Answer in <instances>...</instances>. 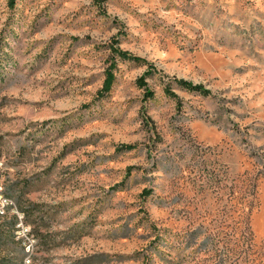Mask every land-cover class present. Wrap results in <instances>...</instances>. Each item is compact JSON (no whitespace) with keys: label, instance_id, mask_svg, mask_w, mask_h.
<instances>
[{"label":"rangeland","instance_id":"obj_1","mask_svg":"<svg viewBox=\"0 0 264 264\" xmlns=\"http://www.w3.org/2000/svg\"><path fill=\"white\" fill-rule=\"evenodd\" d=\"M99 2L0 0V264H264V0Z\"/></svg>","mask_w":264,"mask_h":264},{"label":"trees","instance_id":"obj_2","mask_svg":"<svg viewBox=\"0 0 264 264\" xmlns=\"http://www.w3.org/2000/svg\"><path fill=\"white\" fill-rule=\"evenodd\" d=\"M10 6H14V0H8ZM99 3L105 2L106 0H99ZM2 37V35H0ZM2 38L0 42H2ZM106 49L109 51V59L108 66L103 70L104 76L101 82V85L96 90V98H101L105 96L111 89L115 79H116V70H117V62L121 61H131L136 63L137 65L145 66L142 74H140L137 78V84L144 89V98L151 97L153 95V91L148 87L146 77L152 76L157 73V70L153 63L147 61L146 59L134 55L127 50H124L119 47L118 41L116 38H112L111 41L106 44ZM8 58L7 52L0 48V80L3 77V67L6 59ZM163 76V75H162ZM163 90L166 95L171 96L172 98H178L177 93L173 90L174 85L184 88L190 91H196L202 94H208L210 90L207 87H204L201 83L192 82L183 77H175V76H167L163 78ZM135 146L134 143H120L116 146L118 150H129ZM128 169L130 166L127 167ZM118 185V184H116ZM151 190L148 188H143L142 192L149 194ZM159 238V237H157ZM105 255V254H104ZM95 256V255H89Z\"/></svg>","mask_w":264,"mask_h":264},{"label":"built area","instance_id":"obj_3","mask_svg":"<svg viewBox=\"0 0 264 264\" xmlns=\"http://www.w3.org/2000/svg\"><path fill=\"white\" fill-rule=\"evenodd\" d=\"M1 159H0V166H1ZM0 185H2L1 183H0ZM8 204H10V203H8L1 195H0V214H2V213H4V212H1V205H8ZM18 216L21 218V217H23V214L20 212V213H18ZM29 260H30V258L29 257H26V259H25V261H24V263L23 264H28V262H29Z\"/></svg>","mask_w":264,"mask_h":264},{"label":"bare ground","instance_id":"obj_4","mask_svg":"<svg viewBox=\"0 0 264 264\" xmlns=\"http://www.w3.org/2000/svg\"><path fill=\"white\" fill-rule=\"evenodd\" d=\"M2 163V162H1ZM0 191H2V185H0ZM8 203H11L10 198H7L6 196L3 197ZM6 205H1V212H4L3 207ZM23 214V213H22Z\"/></svg>","mask_w":264,"mask_h":264}]
</instances>
